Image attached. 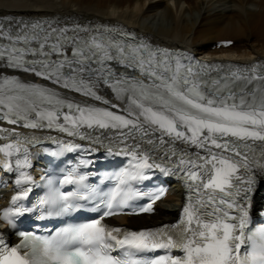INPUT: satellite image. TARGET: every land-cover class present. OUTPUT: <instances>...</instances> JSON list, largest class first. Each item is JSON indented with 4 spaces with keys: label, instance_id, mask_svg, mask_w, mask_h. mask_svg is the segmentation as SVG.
<instances>
[{
    "label": "snow or ice",
    "instance_id": "6c2138e0",
    "mask_svg": "<svg viewBox=\"0 0 264 264\" xmlns=\"http://www.w3.org/2000/svg\"><path fill=\"white\" fill-rule=\"evenodd\" d=\"M17 23L16 31L0 27V69L45 83L0 73V121L59 131L92 146L48 137L57 145L54 156L76 149L91 154L99 145L129 161L107 177L114 184L105 190L89 181L90 170L80 171L93 161L81 159L62 179L50 177L44 194L28 207L18 202L35 183L27 171L29 146L45 138L0 128V139L9 141L0 146V167L16 173V194L0 220L15 228V217L26 213L64 218L86 205L99 213L86 222H66L47 236L20 231L15 246L0 233V264H264V224L251 227L249 215L257 177L264 176L261 65L205 79L202 70L211 66L193 65L192 57L155 48L122 29ZM153 169L184 182L188 195L179 221L140 231L104 223L143 196L150 202L139 211H153L164 189L143 192L136 186ZM66 184L74 187L64 190Z\"/></svg>",
    "mask_w": 264,
    "mask_h": 264
},
{
    "label": "bare ground",
    "instance_id": "6f19581e",
    "mask_svg": "<svg viewBox=\"0 0 264 264\" xmlns=\"http://www.w3.org/2000/svg\"><path fill=\"white\" fill-rule=\"evenodd\" d=\"M0 0V16H80L124 23L151 35L162 44L183 46L201 55L252 60L264 58V0ZM171 2V3H172ZM258 44L252 45V39ZM236 41L227 51L214 52L219 41ZM178 198L169 196L159 205L158 217L171 219ZM150 217L120 218L141 223ZM154 219V218H153ZM155 219H157L155 217Z\"/></svg>",
    "mask_w": 264,
    "mask_h": 264
},
{
    "label": "rangeland",
    "instance_id": "374dc122",
    "mask_svg": "<svg viewBox=\"0 0 264 264\" xmlns=\"http://www.w3.org/2000/svg\"><path fill=\"white\" fill-rule=\"evenodd\" d=\"M165 1H167V0H165ZM171 2H172V1H170L169 4H170V6H173L174 3H173V2L171 3ZM251 42H252V43H251L252 45H253V44H254V45L258 44V43H256V42H258V38L254 37V38L252 39ZM255 43H256V44H255Z\"/></svg>",
    "mask_w": 264,
    "mask_h": 264
}]
</instances>
